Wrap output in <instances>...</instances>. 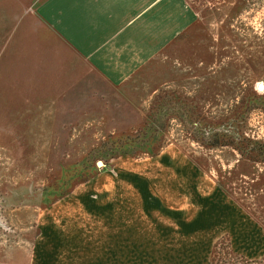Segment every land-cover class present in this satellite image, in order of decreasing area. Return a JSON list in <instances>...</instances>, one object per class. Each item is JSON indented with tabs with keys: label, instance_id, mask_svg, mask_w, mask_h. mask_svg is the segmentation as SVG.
Returning <instances> with one entry per match:
<instances>
[{
	"label": "rangeland",
	"instance_id": "rangeland-1",
	"mask_svg": "<svg viewBox=\"0 0 264 264\" xmlns=\"http://www.w3.org/2000/svg\"><path fill=\"white\" fill-rule=\"evenodd\" d=\"M184 1L196 21L143 77L147 104L148 87L132 96L142 119L48 118L0 78V264H264V163L194 136L199 122L205 138L219 124L264 142V99L230 120L250 93L264 97V0ZM16 12L0 0V52ZM170 92L188 107L158 155L110 158Z\"/></svg>",
	"mask_w": 264,
	"mask_h": 264
},
{
	"label": "crops",
	"instance_id": "crops-1",
	"mask_svg": "<svg viewBox=\"0 0 264 264\" xmlns=\"http://www.w3.org/2000/svg\"><path fill=\"white\" fill-rule=\"evenodd\" d=\"M16 4L12 21L3 27L8 31L0 78L9 81L6 87L15 101L32 103L34 111L57 119H142L144 112L137 107L152 95L145 77L196 21L184 0ZM140 86L148 87L149 96L130 106Z\"/></svg>",
	"mask_w": 264,
	"mask_h": 264
},
{
	"label": "trees",
	"instance_id": "trees-1",
	"mask_svg": "<svg viewBox=\"0 0 264 264\" xmlns=\"http://www.w3.org/2000/svg\"><path fill=\"white\" fill-rule=\"evenodd\" d=\"M263 98L250 93L246 100L242 102L243 112L234 113L230 120L235 124L244 119L245 113L258 108V102ZM178 94L174 92L165 93L164 97H157L150 108V112L145 116L142 127L134 134L123 136L114 141V146L110 148V158L114 156L128 155L137 157L139 155H148L155 157L158 155L166 132V126L172 119H179L180 113L185 116V109L188 107ZM191 108L186 110L191 112ZM189 112V113H190ZM195 113V112H194ZM193 116V112L191 113ZM198 115V114H197ZM199 116V115H198ZM186 117V116H185ZM242 117V118H241ZM195 138L208 149L229 147L241 157L240 162L264 163V142L245 138L240 129L226 134L217 132L215 129L219 124H209L208 129L211 133L205 138V132L201 129L199 122L196 124ZM264 188V178L255 184V188ZM264 205V200H263Z\"/></svg>",
	"mask_w": 264,
	"mask_h": 264
},
{
	"label": "water",
	"instance_id": "water-1",
	"mask_svg": "<svg viewBox=\"0 0 264 264\" xmlns=\"http://www.w3.org/2000/svg\"><path fill=\"white\" fill-rule=\"evenodd\" d=\"M261 89V86L259 87ZM100 165V164H99Z\"/></svg>",
	"mask_w": 264,
	"mask_h": 264
}]
</instances>
